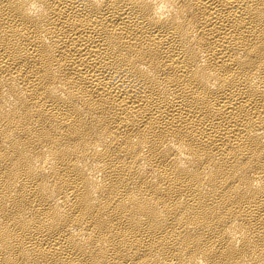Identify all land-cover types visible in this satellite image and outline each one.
Returning a JSON list of instances; mask_svg holds the SVG:
<instances>
[{
    "label": "bare ground",
    "instance_id": "obj_1",
    "mask_svg": "<svg viewBox=\"0 0 264 264\" xmlns=\"http://www.w3.org/2000/svg\"><path fill=\"white\" fill-rule=\"evenodd\" d=\"M0 264H264V0H0Z\"/></svg>",
    "mask_w": 264,
    "mask_h": 264
}]
</instances>
